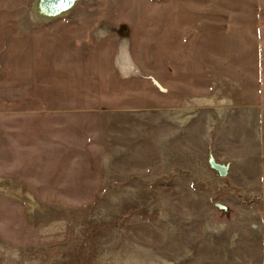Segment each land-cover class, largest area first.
Segmentation results:
<instances>
[{
	"label": "rangeland",
	"instance_id": "374dc122",
	"mask_svg": "<svg viewBox=\"0 0 264 264\" xmlns=\"http://www.w3.org/2000/svg\"><path fill=\"white\" fill-rule=\"evenodd\" d=\"M36 1L0 0V264H264V0Z\"/></svg>",
	"mask_w": 264,
	"mask_h": 264
},
{
	"label": "bare ground",
	"instance_id": "6f19581e",
	"mask_svg": "<svg viewBox=\"0 0 264 264\" xmlns=\"http://www.w3.org/2000/svg\"><path fill=\"white\" fill-rule=\"evenodd\" d=\"M77 4V0H75L71 5L68 7H65L61 9L60 11H51L45 4V0H37L35 3V9H37V15L39 18H46L48 20H53L56 18L64 17L66 15H69L72 11L75 5ZM213 100H215V97H212ZM193 101L198 102L200 99H192ZM208 100V99H207ZM211 102V101H210ZM224 102V101H223ZM209 103V102H208Z\"/></svg>",
	"mask_w": 264,
	"mask_h": 264
},
{
	"label": "water",
	"instance_id": "95a60500",
	"mask_svg": "<svg viewBox=\"0 0 264 264\" xmlns=\"http://www.w3.org/2000/svg\"><path fill=\"white\" fill-rule=\"evenodd\" d=\"M74 1L75 0H45V4L51 11H60L61 9L71 5ZM213 165L219 170L221 175L226 174L227 167L225 165L216 162H213Z\"/></svg>",
	"mask_w": 264,
	"mask_h": 264
}]
</instances>
